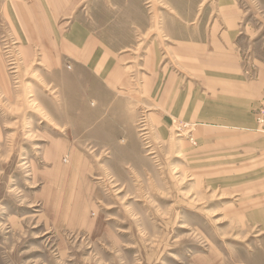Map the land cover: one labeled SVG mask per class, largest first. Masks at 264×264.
Here are the masks:
<instances>
[{
	"label": "rangeland",
	"instance_id": "obj_1",
	"mask_svg": "<svg viewBox=\"0 0 264 264\" xmlns=\"http://www.w3.org/2000/svg\"><path fill=\"white\" fill-rule=\"evenodd\" d=\"M142 1L147 22L159 12L160 30L116 55L118 89L105 94L65 40L79 39L80 19L98 39L127 43L121 25L135 22L120 0H83L52 24L40 0H0V264H240L255 255L264 135L246 125L259 110L182 72L169 78L178 42L162 21L199 23L234 6L241 29L254 31L244 41L260 46L264 0H189L186 13L184 0ZM232 122L244 126L220 127Z\"/></svg>",
	"mask_w": 264,
	"mask_h": 264
},
{
	"label": "crops",
	"instance_id": "obj_2",
	"mask_svg": "<svg viewBox=\"0 0 264 264\" xmlns=\"http://www.w3.org/2000/svg\"><path fill=\"white\" fill-rule=\"evenodd\" d=\"M188 1L184 0V7L179 8L183 9L184 13H186V6L190 9ZM82 2L83 0H40L36 8L41 10L42 16L47 17L52 24L54 21L71 19L79 9H82L85 4ZM120 3L122 5L120 8L122 17L125 10L126 16L135 22H127V24L121 25L120 30H125L128 33L127 43H120L115 46L112 36H108V33L104 34L103 39H98L92 35L95 28L90 25L87 26L80 19L76 23L79 39L75 43L73 37L65 40L73 43L71 45L67 42L71 47V52H73L72 57L77 59L74 61L92 69L97 77L102 79L105 94H112L113 90L118 89L116 74L120 71V64L116 55L120 56L123 49L138 45L137 39L140 34L144 36L153 33V36L154 32L160 30L159 12L157 13L152 9L151 22H147L142 0H120ZM8 9L10 10L9 3ZM168 16H171L170 13ZM243 16L245 14L240 8L232 6L226 13L220 9H217L216 13H213V10H207L199 23H193L194 20L191 19L187 21L180 15L177 16V19L181 20L178 23H172L170 18L168 22L162 21V27L166 31L167 37L171 41L178 42L176 45L178 47H176L177 56L172 62L173 70L170 66L168 67L169 78H172L173 75L176 79L177 74L182 72L184 78L188 80H204V83L207 81L208 84L206 83V85L215 88L217 94H220L219 90L225 91L226 89V93L232 91V96L236 98H239V94L244 95L251 101V110L253 111L264 107V44L254 46L251 41L246 44L244 40L251 35L250 32L254 31L248 24L244 30L241 29ZM134 40L135 43H132ZM156 46L157 44L153 43V47ZM113 47H116L119 52L115 53V50H112ZM152 68L154 72L157 67L153 65ZM247 70H250L251 75L247 74ZM156 78L153 79L159 81V75ZM189 87H191V83ZM188 93L190 91L181 92L184 97L183 107L185 111H191L192 106V99L185 98ZM234 109H236V105ZM243 126L244 124L232 122L220 127L240 129ZM246 126L252 127L251 131L254 134H262L258 131L257 123H248ZM259 140L264 142V138ZM236 143H239V139L233 138L232 148L237 147ZM249 153L254 156L257 151ZM256 241L255 255L251 256L247 263L240 264H264V232L257 236Z\"/></svg>",
	"mask_w": 264,
	"mask_h": 264
},
{
	"label": "built area",
	"instance_id": "obj_3",
	"mask_svg": "<svg viewBox=\"0 0 264 264\" xmlns=\"http://www.w3.org/2000/svg\"><path fill=\"white\" fill-rule=\"evenodd\" d=\"M250 74L251 72L249 71L248 75ZM257 124L259 133H262L264 135V107L259 110V113L257 115Z\"/></svg>",
	"mask_w": 264,
	"mask_h": 264
}]
</instances>
